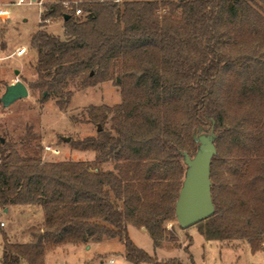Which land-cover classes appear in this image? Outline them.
Listing matches in <instances>:
<instances>
[{
    "label": "trees",
    "instance_id": "1",
    "mask_svg": "<svg viewBox=\"0 0 264 264\" xmlns=\"http://www.w3.org/2000/svg\"><path fill=\"white\" fill-rule=\"evenodd\" d=\"M62 1L45 3L40 15L62 20V34L39 22L31 35L35 79L28 87L64 108L71 83L92 86L118 71L121 102L90 106V120L101 130L71 142L94 151L90 161H44L36 146L26 144L20 153L0 140V208L36 205L42 212L24 240L1 232L0 264H45L59 245L107 239L122 242L134 264H184L137 247L127 225L144 227L154 248L161 246L165 222L175 218L185 171L181 152L194 154L195 129H209L211 120L214 212L197 231L207 241L244 239L251 252L261 250L264 0H81L80 16ZM256 98L262 110L250 104ZM231 107L241 120L229 116L238 113Z\"/></svg>",
    "mask_w": 264,
    "mask_h": 264
},
{
    "label": "rangeland",
    "instance_id": "2",
    "mask_svg": "<svg viewBox=\"0 0 264 264\" xmlns=\"http://www.w3.org/2000/svg\"><path fill=\"white\" fill-rule=\"evenodd\" d=\"M15 0H0L9 5L10 13L7 19L0 20V97L5 86L16 79L21 80L28 88V96L21 98L8 107L0 103V140L1 143H11L23 153L26 144L36 146L39 156L44 161L62 160H93L95 152L77 150L71 142L97 134L98 124L90 120V106H113L121 102L118 71H113L110 79L92 86H78L71 83L68 89L72 96L64 108H59L57 98L50 97L41 101L40 93L32 91L28 84L35 79L33 63L36 50L31 46V35L38 30L40 12L45 3L54 0H37V3L15 5ZM44 29L54 35L62 34V20L53 19L45 23ZM19 47H25L22 55H17ZM18 69V74H14ZM264 78V71L262 74ZM261 99V98H260ZM260 99L250 104L262 110ZM231 110H236L231 107ZM238 113L231 112L229 116L240 119ZM110 114L103 126L110 127ZM245 117V116H244ZM263 118V117H262ZM205 127H207L205 125ZM63 137H69L64 141ZM21 144L24 148H21ZM49 146L51 149H46ZM193 155V154H191ZM104 168L111 167L104 164ZM8 211L0 208V255L2 250L1 232L4 231L12 241H21L22 231L30 225L40 222V208L36 205H9ZM167 230L161 246L154 248L149 234L141 228L130 225L128 235L133 243L148 254L156 255L157 260L178 258L184 264H264V243L262 249L251 252L249 244L244 239L232 241H207L197 231L198 225L181 228L176 219L165 222ZM188 252L184 250L188 241ZM109 258L114 264H134L124 257L122 242L111 239L93 244L88 249L75 250L69 246L54 248L47 252L45 264H105ZM139 264H149L141 262Z\"/></svg>",
    "mask_w": 264,
    "mask_h": 264
},
{
    "label": "water",
    "instance_id": "3",
    "mask_svg": "<svg viewBox=\"0 0 264 264\" xmlns=\"http://www.w3.org/2000/svg\"><path fill=\"white\" fill-rule=\"evenodd\" d=\"M69 17L70 15L66 13L62 15L63 20ZM18 72V69H14V74L17 75ZM28 93L25 83L16 79L5 86L0 103L3 107H8L15 101L27 97ZM213 125L214 121L211 120L209 129L202 126L195 129L193 138L196 142V150L193 155L185 151L181 152L185 171L174 207L175 219L181 228L195 225L214 212L210 179L211 160L216 153L214 144L216 136L213 132ZM97 130H101L100 125ZM63 140L67 142L70 138L63 137Z\"/></svg>",
    "mask_w": 264,
    "mask_h": 264
},
{
    "label": "built area",
    "instance_id": "4",
    "mask_svg": "<svg viewBox=\"0 0 264 264\" xmlns=\"http://www.w3.org/2000/svg\"><path fill=\"white\" fill-rule=\"evenodd\" d=\"M115 2H121L123 0H113ZM37 0H15L12 2V4L15 5H21V4H32V3H37ZM79 2L81 0H65L61 2V5L64 7V9L70 13H72L75 16H80L83 14V11L81 8L78 6ZM10 13L9 5L5 3H0V20L7 19ZM42 13V12H41ZM51 20L50 17L47 18H40L41 23H48ZM26 49L24 47H21L17 50L16 54L17 55H22L25 53ZM46 149H51L49 146L45 147ZM51 151H55L51 149ZM0 225H4V223L1 221ZM105 264H114V259L109 258Z\"/></svg>",
    "mask_w": 264,
    "mask_h": 264
},
{
    "label": "crops",
    "instance_id": "5",
    "mask_svg": "<svg viewBox=\"0 0 264 264\" xmlns=\"http://www.w3.org/2000/svg\"><path fill=\"white\" fill-rule=\"evenodd\" d=\"M40 15H41V12H40ZM19 48H21V47H19ZM25 48V47H24ZM26 49V48H25ZM14 82V81H13ZM12 83V82H11ZM11 206H13V205H11ZM14 206H16V205H14ZM3 210V209H2ZM4 211H8V208H4ZM39 217H40V221H41V219H42V212H39ZM131 224H128L127 225V231H128V228H129V226H130ZM139 228H141V230L142 231H145V232H147L145 229H143L142 227H139ZM25 229L22 231V238H23V240L24 239H26V234H25ZM107 240H111V239H107ZM103 241H106V240H102V241H99V242H89L88 244H72V243H66V244H62V245H59V246H57L56 247V249L57 248H59V247H62V246H69V247H71V248H73V249H75V250H80V249H88V248H90L93 244H95V243H100V242H103ZM114 262H115V260H114Z\"/></svg>",
    "mask_w": 264,
    "mask_h": 264
}]
</instances>
